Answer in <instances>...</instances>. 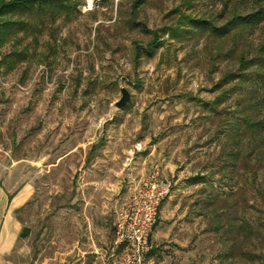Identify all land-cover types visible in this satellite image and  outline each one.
Here are the masks:
<instances>
[{
	"label": "rangeland",
	"instance_id": "374dc122",
	"mask_svg": "<svg viewBox=\"0 0 264 264\" xmlns=\"http://www.w3.org/2000/svg\"><path fill=\"white\" fill-rule=\"evenodd\" d=\"M226 1L66 0L0 46V185L30 190L13 264L112 263L122 208L157 171L173 188L153 264H264V143L239 127L248 110L264 124V89L225 78L228 37L169 32L181 14L224 23ZM262 41L264 23L243 45Z\"/></svg>",
	"mask_w": 264,
	"mask_h": 264
},
{
	"label": "trees",
	"instance_id": "16d2710c",
	"mask_svg": "<svg viewBox=\"0 0 264 264\" xmlns=\"http://www.w3.org/2000/svg\"><path fill=\"white\" fill-rule=\"evenodd\" d=\"M234 1L227 0L224 3L223 7L226 9L228 20L222 24H218L215 20L181 14L176 26L171 27L169 32L172 37H176L196 29L200 33L211 31L221 38L228 37L230 51L237 56L239 67L236 71L226 73L225 78L238 79L241 84H245L249 79L255 82L258 88L264 89V41L260 42L255 50H248L243 45L247 34L264 23V0H253L252 8L245 12L236 5L232 7L231 3L234 5ZM69 6L70 4L66 3V0H0V46L16 31L15 29L20 31L35 30L36 24L32 20L33 18L36 17L39 24H44L45 18L50 16L55 19L56 14L63 12V9H67ZM41 31L38 30V32ZM158 44L159 38L156 36L151 45L153 47ZM257 100L259 99L256 98V103H253L255 108L258 107ZM243 125L248 135L260 139L264 143L263 121L256 120L250 110L244 114V122L239 124V127ZM259 196L264 200V187L259 189ZM226 215V219H229L227 223L231 232L244 234L247 231L248 226L239 221L234 210ZM252 230H256L254 225H252Z\"/></svg>",
	"mask_w": 264,
	"mask_h": 264
},
{
	"label": "built area",
	"instance_id": "2783aa9c",
	"mask_svg": "<svg viewBox=\"0 0 264 264\" xmlns=\"http://www.w3.org/2000/svg\"><path fill=\"white\" fill-rule=\"evenodd\" d=\"M172 188V182L161 179L157 171L134 193L116 223L117 255L112 254L110 264H153L152 235Z\"/></svg>",
	"mask_w": 264,
	"mask_h": 264
},
{
	"label": "crops",
	"instance_id": "0c3cea01",
	"mask_svg": "<svg viewBox=\"0 0 264 264\" xmlns=\"http://www.w3.org/2000/svg\"><path fill=\"white\" fill-rule=\"evenodd\" d=\"M29 195L28 187L13 191L9 186L0 185V264H13L11 255L23 231V224L16 217L15 212L25 203ZM96 259H100V256H96ZM81 264H97V262L86 257Z\"/></svg>",
	"mask_w": 264,
	"mask_h": 264
},
{
	"label": "water",
	"instance_id": "95a60500",
	"mask_svg": "<svg viewBox=\"0 0 264 264\" xmlns=\"http://www.w3.org/2000/svg\"><path fill=\"white\" fill-rule=\"evenodd\" d=\"M121 92H122V96L116 102V106L119 108H124L131 99V92L126 87H122Z\"/></svg>",
	"mask_w": 264,
	"mask_h": 264
}]
</instances>
